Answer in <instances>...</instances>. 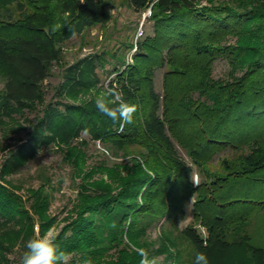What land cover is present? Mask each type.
<instances>
[{"label": "trees", "instance_id": "obj_1", "mask_svg": "<svg viewBox=\"0 0 264 264\" xmlns=\"http://www.w3.org/2000/svg\"><path fill=\"white\" fill-rule=\"evenodd\" d=\"M70 2L83 28L104 26L111 19L95 0H0V67L8 102L21 106L37 98L57 60L52 37L56 15L62 7L69 13ZM130 2L136 12L151 8L154 16V32L137 45L134 64L115 72L124 99L138 105L133 123L121 128L101 112L84 116L73 107L67 114L74 119L56 116V131L70 127V138L85 130L105 144L138 146L129 159L132 172L117 179L118 186L104 179L85 183L90 179L85 177L72 235L56 244L71 254L96 248L103 220L115 222L135 241L144 222H178L191 211L207 236L199 237L191 227L186 233L195 236L208 258L221 264H264V247L245 232L252 214L236 210L245 204L264 210V201L250 200L246 192L245 199L233 195L236 185L264 184V0H229L214 9L198 8L199 0ZM233 38L235 46L228 44ZM220 58L231 71L227 79L216 80L212 66ZM158 70L165 71L162 92L156 87ZM216 158L220 170L213 172L209 167ZM108 173L112 178L113 172ZM20 204L14 193L0 187L3 221L15 222L24 213ZM86 214L101 216L103 222L85 219ZM30 221L27 217L20 223ZM6 250L0 241V254ZM94 250L87 256L101 263L105 251ZM120 255L122 264L140 262L132 250ZM230 257L234 263H227Z\"/></svg>", "mask_w": 264, "mask_h": 264}, {"label": "rangeland", "instance_id": "obj_2", "mask_svg": "<svg viewBox=\"0 0 264 264\" xmlns=\"http://www.w3.org/2000/svg\"><path fill=\"white\" fill-rule=\"evenodd\" d=\"M95 1L103 4L111 15L104 26L83 28L80 15L71 2L69 13L65 12L66 7L60 8L52 33L57 60L33 101L20 106L6 100L7 78L0 67V187L14 193L22 201L19 211H24L17 213L15 222L0 218V241L8 249L1 252L0 264H20L26 242L36 234L50 230L58 244L64 243L62 237L72 235L70 225L79 217L80 186L86 181L85 177H90L85 183L104 179L118 186L117 179L132 172L129 159L137 154L138 146L120 148L112 143L105 144L85 130L70 138V127L65 128V132L56 131V124L60 122L56 116L74 119L72 114H67L73 107L83 110L84 116L100 113L95 106V96L113 85L121 91L116 69L125 71L128 65H133L137 45L154 32L151 8L138 13L130 0ZM224 1L229 0H199L197 6L214 9ZM235 42L233 38L228 44L235 46ZM230 71V63L220 58L212 66V77L227 79ZM164 73V70L157 73L159 92L163 91ZM181 155L190 162L183 150ZM209 170H220L217 158ZM109 171L113 172L112 178ZM193 179L200 183L197 170ZM245 192L250 200L264 201V184L233 188L235 197L245 199ZM236 210L252 214L245 232L255 245L264 247V210L250 204L238 206ZM21 217H30V223L21 225ZM84 218L105 222L99 232L100 243L94 249H109L104 250L101 263L92 259L93 264H122L120 252L123 249L131 251L129 241L147 249L150 257L157 258L158 264H194L196 254L203 251L196 244L195 236L186 230L191 227L198 231L199 237L205 239L207 236L206 229L194 221L191 211L186 219L178 222L154 218L144 222L135 241L127 231L122 232L117 224L113 228L101 216L86 214ZM151 221L152 225H146ZM94 249L73 253L71 264H82L83 259L90 257L87 253ZM216 261L209 256V264H221ZM230 262L234 263L235 258L230 257L227 263Z\"/></svg>", "mask_w": 264, "mask_h": 264}, {"label": "clouds", "instance_id": "obj_3", "mask_svg": "<svg viewBox=\"0 0 264 264\" xmlns=\"http://www.w3.org/2000/svg\"><path fill=\"white\" fill-rule=\"evenodd\" d=\"M83 2L84 0H81V3ZM94 102L99 112L113 123H118L121 128L132 124L138 111V105L127 102L122 92L114 85L99 92ZM193 181L198 185L197 180L193 179ZM111 226L115 228V222ZM129 247L140 257L139 264H158L157 258L150 257L147 249L138 247L131 241ZM71 260L72 254L59 249L56 237L49 230L42 235H34L26 242L20 264H71ZM82 264H93V260L87 257L83 259ZM194 264H209V258L204 252H198Z\"/></svg>", "mask_w": 264, "mask_h": 264}]
</instances>
